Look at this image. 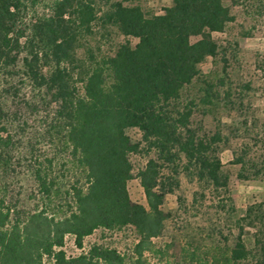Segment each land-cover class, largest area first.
<instances>
[{"label":"trees","instance_id":"obj_1","mask_svg":"<svg viewBox=\"0 0 264 264\" xmlns=\"http://www.w3.org/2000/svg\"><path fill=\"white\" fill-rule=\"evenodd\" d=\"M131 1L52 0L49 12L38 14L36 0H0V69L11 76L19 68L54 106L47 132L67 151L75 174L61 214L51 210L61 191L50 160L29 166L35 196L43 201L33 210L20 211L9 202L6 180L0 178V264H126L124 256L103 245L75 257L62 250L67 235L82 249L95 230L126 227L138 238L132 264H142L169 216L162 206L171 191L161 181L158 161L183 156L201 178L220 180L221 163L211 151L216 139L198 138L190 130L197 97L185 91L199 81L205 60L219 53L213 34L222 33L234 17L223 0H171L161 15L125 5ZM96 21L137 42L126 41L100 60L79 58L80 39ZM198 87L203 104L219 96L210 83ZM5 118L0 105L4 177L11 164ZM129 129L140 132L139 142L128 136ZM141 151L157 158L137 173L146 206L132 202L128 192L130 157ZM255 253L253 264H264V243ZM227 254L214 264H246L252 252L238 236Z\"/></svg>","mask_w":264,"mask_h":264},{"label":"rangeland","instance_id":"obj_2","mask_svg":"<svg viewBox=\"0 0 264 264\" xmlns=\"http://www.w3.org/2000/svg\"><path fill=\"white\" fill-rule=\"evenodd\" d=\"M121 1V0H116ZM52 0H36L34 11L46 14ZM234 20L222 33L213 34L219 46L215 58L200 66L201 77L185 95L195 98L190 130L198 138L212 142L211 151L221 163L220 180L214 184L188 167L183 156L171 163L158 161L161 181L170 189L162 210L167 213L162 234L153 240L152 251L145 253L142 264H214L220 262L241 236L252 252L246 264H253L258 243H264V0H223ZM171 0H133L127 6H140L146 14H163ZM196 39L193 38L192 41ZM133 38L122 36L110 25L95 22L80 39L77 55L100 60L114 55L118 46ZM213 85L219 96L203 104L199 87ZM81 87L80 85L78 86ZM0 105L6 114L11 136V164L5 178L6 198L20 211L33 210L43 202L35 196V184L29 166L51 161V176L61 191L51 208L66 209L65 191L75 174L67 151L47 132L54 106L41 99L18 68L11 76L0 69ZM134 142L141 139L136 129L127 130ZM157 159L151 152L131 155L133 179L128 183L132 202L146 206L137 178L147 160ZM83 181H81L82 183ZM133 228L95 230L83 240L82 249L67 235L63 251L67 257L87 252L93 245L115 249L132 264L137 243ZM228 255V254H227Z\"/></svg>","mask_w":264,"mask_h":264},{"label":"built area","instance_id":"obj_3","mask_svg":"<svg viewBox=\"0 0 264 264\" xmlns=\"http://www.w3.org/2000/svg\"><path fill=\"white\" fill-rule=\"evenodd\" d=\"M63 250V249H62Z\"/></svg>","mask_w":264,"mask_h":264}]
</instances>
